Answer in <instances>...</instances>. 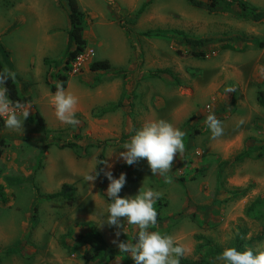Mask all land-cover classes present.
<instances>
[{
	"label": "rangeland",
	"instance_id": "1",
	"mask_svg": "<svg viewBox=\"0 0 264 264\" xmlns=\"http://www.w3.org/2000/svg\"><path fill=\"white\" fill-rule=\"evenodd\" d=\"M245 1L264 8V0ZM77 2L85 12L84 62L71 74L70 64L64 71L66 0H0V59L15 74L19 95L31 98L21 132L0 127V264H84L80 255L97 232L113 248L114 240L132 242L136 226L98 225L110 203L103 163L97 179L86 180L98 160L113 165L114 177L126 173L120 196L145 187L160 193L149 230L173 236L184 256L196 257L198 236L222 247L237 235L261 236L251 249H264V108L257 102L264 93V21H242L233 9L210 13L187 0ZM183 37L213 42L204 58H182L177 50H189ZM97 60L110 68L91 70ZM63 74L78 100L75 126L60 122L51 103ZM210 110L224 128L215 139L205 125ZM157 119L185 133L170 183L144 159L131 166L119 159L134 130ZM240 153L248 155L238 159ZM63 184L72 186L71 200L44 199ZM125 262L121 256L107 264Z\"/></svg>",
	"mask_w": 264,
	"mask_h": 264
},
{
	"label": "clouds",
	"instance_id": "2",
	"mask_svg": "<svg viewBox=\"0 0 264 264\" xmlns=\"http://www.w3.org/2000/svg\"><path fill=\"white\" fill-rule=\"evenodd\" d=\"M14 73L0 72V120L10 130L22 131V123L29 116L30 108L19 102H13L6 87L8 79L14 78ZM232 91V89H229ZM51 103L54 106L56 118L67 125L75 126L79 123L76 117L77 97L66 91L63 83H57L56 91L52 95ZM243 120L238 122L239 125ZM206 129L211 138L223 135L224 128L221 121L211 110L205 118ZM183 130L173 126L170 122L157 119L146 121L124 143V151L119 152V159L131 166L141 159L146 160L152 174L165 177V182H171L167 173L170 171L174 158L185 149ZM103 163V176L109 181L106 196L110 202L105 211L99 214L98 225L107 224L117 229H124V222L138 228L133 241L114 240L119 251L127 254L133 264H180L185 254V248L176 242L175 238L159 231H150V227L157 223V211L154 204L160 193L151 187L138 190L134 196H120L122 188L127 183L126 173L121 172L114 177L111 171L113 165L106 161H99L87 174V182H93L101 174L96 171V165ZM120 218H124L122 221ZM116 237L120 232L114 233ZM221 264H264V249L238 250L235 247H224L216 257Z\"/></svg>",
	"mask_w": 264,
	"mask_h": 264
},
{
	"label": "trees",
	"instance_id": "3",
	"mask_svg": "<svg viewBox=\"0 0 264 264\" xmlns=\"http://www.w3.org/2000/svg\"><path fill=\"white\" fill-rule=\"evenodd\" d=\"M187 2L198 8H204L210 13L217 12L218 10L233 9L234 17L242 21L251 22H262L264 21V8H258L257 6L245 1V0H208L205 3L203 0H187ZM68 7V21L69 27L67 30V46L65 52V66L64 71L69 69V64L73 59H75L79 54L84 51L85 48V38L83 35L84 30V17L85 12L79 8L77 0H66ZM237 11H236V9ZM235 10V11H234ZM183 42L189 50L183 53L181 50H177V54L182 58H198L202 59L205 57V51L203 50L206 45L213 42L212 39L207 38H189L183 37ZM259 46H263V43H258ZM220 47L223 50H232L233 47L228 43H220ZM2 54H5V50L1 48ZM110 68V63L107 60H97L90 64V69L93 71L98 70H108ZM0 72H7L1 59H0ZM67 80V75L63 74L59 77V82L65 84ZM6 87L8 89V94L13 102H19L22 105L30 102L29 95L20 96L14 82V78L8 79ZM52 92L56 91V86L51 88ZM258 104L264 108V93L262 91L257 94ZM36 117L39 119V123H43L42 117L36 112ZM4 124L3 120H0V127ZM73 143H68L63 146H73ZM264 150V146L259 147ZM262 154V153H259ZM248 153H240L238 159L247 156ZM71 189L70 184H63L59 191L45 195L44 199L52 200L53 198H62L66 200H71ZM36 211V209H35ZM158 217V213H157ZM242 235H237L227 247H235L240 251L245 249H251L255 241H259L261 236L251 237L248 240L242 239ZM200 241L196 248V257L188 258L183 256L180 259V264H214L217 259L216 257L222 252L223 248L217 243H213L211 240L204 237H197ZM133 241V239H132ZM90 249L84 250L80 255L81 260L84 264H107V262L112 261L118 257L123 256L126 259L125 264H133L132 259L125 253H122L117 248H113L107 245L99 232L96 233V240L91 239L89 242ZM13 252V251H11ZM96 262V263H95Z\"/></svg>",
	"mask_w": 264,
	"mask_h": 264
},
{
	"label": "built area",
	"instance_id": "4",
	"mask_svg": "<svg viewBox=\"0 0 264 264\" xmlns=\"http://www.w3.org/2000/svg\"><path fill=\"white\" fill-rule=\"evenodd\" d=\"M83 53V52H82ZM79 54L75 59H73L70 63V73L71 74H75L77 72H79L82 63L84 62V57L83 54Z\"/></svg>",
	"mask_w": 264,
	"mask_h": 264
},
{
	"label": "crops",
	"instance_id": "5",
	"mask_svg": "<svg viewBox=\"0 0 264 264\" xmlns=\"http://www.w3.org/2000/svg\"><path fill=\"white\" fill-rule=\"evenodd\" d=\"M15 82V81H14ZM16 88H17V86H16ZM17 90H18V88H17ZM23 95H26V94H23ZM30 101H31V98H30ZM29 103V102H28Z\"/></svg>",
	"mask_w": 264,
	"mask_h": 264
}]
</instances>
